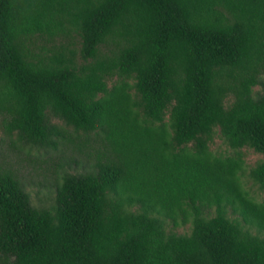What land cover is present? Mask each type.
Segmentation results:
<instances>
[{
    "label": "trees",
    "instance_id": "obj_1",
    "mask_svg": "<svg viewBox=\"0 0 264 264\" xmlns=\"http://www.w3.org/2000/svg\"><path fill=\"white\" fill-rule=\"evenodd\" d=\"M73 32L81 63L34 49ZM263 74L264 0H77L70 12L0 0L8 129L58 146L53 114L105 144L90 170L64 175L52 209L0 172V264H264V202L241 154L210 147L220 128L231 148L261 153L250 177L264 189Z\"/></svg>",
    "mask_w": 264,
    "mask_h": 264
},
{
    "label": "rangeland",
    "instance_id": "obj_2",
    "mask_svg": "<svg viewBox=\"0 0 264 264\" xmlns=\"http://www.w3.org/2000/svg\"><path fill=\"white\" fill-rule=\"evenodd\" d=\"M68 12L77 5V0H62ZM42 47L46 50L43 51ZM66 53L74 50L76 61L81 63L80 41L75 32L72 36L59 35L48 41L43 37L36 40L35 50L47 56H53L62 49ZM120 81L118 76L110 80V87ZM133 82V80H130ZM264 94V74L260 84L254 87V95L259 98ZM8 115H0V172L12 173L29 193L32 204L39 209H52L56 203L57 189L66 173H83L91 169L99 161V154L105 150L103 135L98 132L90 134L76 132L64 120L51 114V122L65 128L67 139L60 140L58 146H38L20 138L17 132L8 129ZM169 119V113L166 115ZM211 151L218 156H236L241 154L246 167L244 186L258 202H264V189L251 177L250 170L257 166L263 155L246 147L235 150L225 141L220 128L215 131L211 142ZM130 209L137 210L138 206ZM167 230L177 233H190L191 224L178 227L167 221Z\"/></svg>",
    "mask_w": 264,
    "mask_h": 264
}]
</instances>
